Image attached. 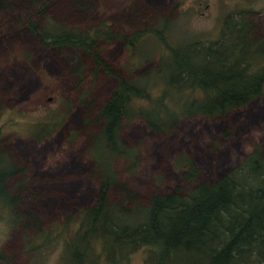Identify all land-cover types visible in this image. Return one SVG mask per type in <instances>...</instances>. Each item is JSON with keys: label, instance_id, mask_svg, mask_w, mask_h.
<instances>
[{"label": "rangeland", "instance_id": "374dc122", "mask_svg": "<svg viewBox=\"0 0 264 264\" xmlns=\"http://www.w3.org/2000/svg\"><path fill=\"white\" fill-rule=\"evenodd\" d=\"M46 1L41 11L44 20L52 18L61 23L59 27L47 25L53 32L75 28L93 34L90 28L97 24L109 31L111 27L116 31L124 29L123 32L139 31L142 37L130 46L118 39L98 42V59L131 81L142 83L147 78L149 95H163L162 100L173 108L172 103L179 99L178 91L162 92L167 88L164 79L177 69L167 54L170 48L218 40L221 30H226L225 23L239 16L247 17L264 43V0ZM39 7L34 5L32 10ZM12 27L11 16L0 14V146L7 148L18 162L19 172L9 181L25 182L26 192L35 196L32 203L25 197L24 205L39 213L41 231L33 240L12 231L8 212L0 206V264H74L64 248L74 236L78 210L91 202L96 189L92 177L94 161L89 157L118 172V180L144 197L166 192L178 181L172 167L178 152H189L200 167L197 166L205 170L209 158L214 159V164L221 163L222 154L225 157L226 153L231 166L252 144L264 139V115L246 117L250 112L257 113L258 108L264 111V87L259 99L232 112L224 123L234 135L250 123L246 137L233 139L222 153L216 146L214 157L208 144L218 135L211 138L209 129L196 133L200 123L194 119L185 120L168 132L152 133L141 119L132 118L121 125V137L134 147L131 149L138 159L132 174L135 164L130 160H135L119 158L111 150L102 149L97 139L101 125L94 115H98L100 102L115 88L112 76L100 69L92 73L90 63L84 61L71 69L69 66L77 59L75 52L69 55L66 50L45 49L29 32L18 28L13 27L16 31L7 34ZM26 54L31 55L33 64L26 62ZM247 59L253 60L250 53ZM133 105L150 108L153 104L135 100ZM88 107L90 113L86 115ZM236 113L241 119L230 121ZM41 123L47 125L38 127ZM46 127L53 130L49 134L38 133L39 129L46 131ZM86 252L91 261L83 258L84 264H112L98 256V240H90ZM149 255L153 256L150 249L141 247L118 263L145 264Z\"/></svg>", "mask_w": 264, "mask_h": 264}, {"label": "trees", "instance_id": "16d2710c", "mask_svg": "<svg viewBox=\"0 0 264 264\" xmlns=\"http://www.w3.org/2000/svg\"><path fill=\"white\" fill-rule=\"evenodd\" d=\"M46 3V0H0V14L10 15L13 27L29 32L39 46L66 50L69 55L75 52L77 59L69 68L84 61L90 63L92 71L100 69L112 76L115 88L100 102L98 115H94L101 125L97 139L102 149L111 150L119 158L135 160H130L135 164L132 174L138 167L137 155L134 157L135 151L131 149L134 147L121 137V125L132 118L141 119L152 133H165L185 120L194 119L193 122L200 123L196 133L209 129L211 138L218 135L208 144L213 157L216 146H220L222 153L233 139L246 137L251 129L247 121L235 135L224 123L232 112L263 94L264 63L259 62H264V43L247 17L239 16L225 23L226 30H221L218 40L188 43L166 52L177 66L164 79L167 88L162 91H178L179 99L172 103L173 108L162 100L163 95L161 98L149 95L145 87L147 78L142 83L133 80L132 83L98 59V42L118 39L131 45L141 37L139 31L125 36L97 24L90 28L93 34L75 28L53 32L47 25L59 27L61 23L52 18L44 20L41 11ZM37 4L40 7L32 10ZM13 27L7 34L16 31ZM248 53L253 60L247 59ZM27 54L26 62L32 63L31 55ZM160 72L159 69L156 75ZM135 100H145L154 106L136 108ZM260 113L263 117L264 111L258 108L257 113L250 112L246 117L254 118ZM235 118L241 119L240 113L230 121ZM44 125L47 124L38 127ZM51 130L46 127L47 132L39 129L38 133L49 134ZM235 145L238 148L237 140ZM89 158L94 161L92 177L96 189L91 202L78 210L74 236L65 242L64 248L74 264H84L86 257L91 261L86 252L90 240H98L101 251L98 256L112 264L124 262L141 247H148L153 254L145 264H264V139L252 144L231 166L226 153L225 157L222 154L221 163L214 164V159L209 158L205 170L199 168L189 152H178L172 163L178 181L166 192L144 197L118 180V172L98 159ZM17 172L18 162L7 148L0 146V206L8 212L12 231L33 240L41 231L40 216L34 208L24 205L25 197L29 203L35 201V196L26 192V183L9 181ZM65 220H70L69 216Z\"/></svg>", "mask_w": 264, "mask_h": 264}, {"label": "flooded vegetation", "instance_id": "af4514ba", "mask_svg": "<svg viewBox=\"0 0 264 264\" xmlns=\"http://www.w3.org/2000/svg\"><path fill=\"white\" fill-rule=\"evenodd\" d=\"M111 30H112L114 33H117V34H123V35H125V36H128L129 33H130V32H123V31H125L124 29H120V30L116 31V30L113 29L112 27H111ZM129 31H130V30H129ZM141 37H142V36H141ZM128 46H130V45H128Z\"/></svg>", "mask_w": 264, "mask_h": 264}]
</instances>
